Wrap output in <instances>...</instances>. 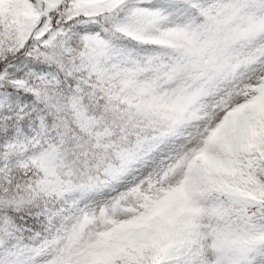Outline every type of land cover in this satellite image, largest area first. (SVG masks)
Here are the masks:
<instances>
[{
    "label": "snow or ice",
    "instance_id": "snow-or-ice-1",
    "mask_svg": "<svg viewBox=\"0 0 264 264\" xmlns=\"http://www.w3.org/2000/svg\"><path fill=\"white\" fill-rule=\"evenodd\" d=\"M0 264H264V0H0Z\"/></svg>",
    "mask_w": 264,
    "mask_h": 264
}]
</instances>
